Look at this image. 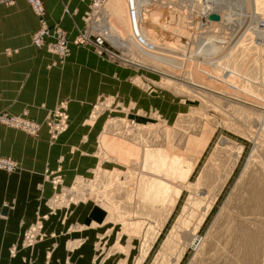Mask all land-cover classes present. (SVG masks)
Here are the masks:
<instances>
[{"label":"rangeland","instance_id":"374dc122","mask_svg":"<svg viewBox=\"0 0 264 264\" xmlns=\"http://www.w3.org/2000/svg\"><path fill=\"white\" fill-rule=\"evenodd\" d=\"M82 33L104 36L103 49ZM72 42L108 62L113 88L91 102L84 124L96 130L76 174L48 175L57 224L95 231L92 264H264V0H95ZM35 48L60 65L71 52ZM48 114L29 117L36 135L10 128L45 127L54 141L70 116L53 135ZM146 152L192 170L160 179ZM50 217L37 216L34 244Z\"/></svg>","mask_w":264,"mask_h":264},{"label":"crops","instance_id":"0c3cea01","mask_svg":"<svg viewBox=\"0 0 264 264\" xmlns=\"http://www.w3.org/2000/svg\"><path fill=\"white\" fill-rule=\"evenodd\" d=\"M94 2L43 0L48 23L68 33L71 52L60 65L55 55L32 46L30 35L38 20L26 1L0 0V112L27 110L28 117L42 121L64 99L70 116L69 130L54 141L45 127L32 137L0 123V156L18 163L13 173L0 170V264H44L50 250L53 264L67 259L92 264L96 257L91 245L95 231L59 226L58 213L52 215L49 207L55 187L51 172L62 166L68 175L76 174L79 164L75 156L87 153L85 146L96 130L84 124L91 102L113 88L108 62L89 46L72 42L89 25ZM39 215L51 216L43 229L47 236L31 247L24 246L22 234Z\"/></svg>","mask_w":264,"mask_h":264},{"label":"built area","instance_id":"2783aa9c","mask_svg":"<svg viewBox=\"0 0 264 264\" xmlns=\"http://www.w3.org/2000/svg\"><path fill=\"white\" fill-rule=\"evenodd\" d=\"M38 18V29L33 34V45L37 48L46 47L48 50H52L60 61H63L69 54V43L66 31L56 25H50L46 19L45 7L42 0H26ZM81 39L86 42L94 44L97 48L103 49L105 37L101 34H96L91 40L85 33H82ZM0 123L8 127L15 126L21 128L29 135H36L40 124L30 119L27 116V112L24 111L21 114H11L9 112L0 113ZM45 125L50 134L57 133L66 128L68 123V113L66 110V103L64 101L59 102L56 106L50 110V114L45 118ZM18 168V164L15 160L7 156H0V170L7 173H12ZM39 225L37 221L31 226V228L25 230L23 233V242L27 245H33L39 235H41V229H36L34 226ZM32 243V244H31Z\"/></svg>","mask_w":264,"mask_h":264},{"label":"bare ground","instance_id":"6f19581e","mask_svg":"<svg viewBox=\"0 0 264 264\" xmlns=\"http://www.w3.org/2000/svg\"><path fill=\"white\" fill-rule=\"evenodd\" d=\"M30 8H31V6H30ZM31 10L34 12V10L32 8H31ZM34 14L36 15L35 12H34ZM32 38H33V36H32ZM32 43H33V41H32ZM48 116H49V114L47 115V117ZM163 156L164 155H162V153H160V152H155V153L154 152H150V153L146 152L145 163H147L146 166L148 167V169L153 170V172L155 170H157L158 171L157 176L160 179H176V180H178V181L180 180L182 182L185 181L188 178V176L192 170L191 167L182 166L180 160L177 157L168 158L167 160H165L163 158ZM159 182H160V184L159 183L158 184L159 185L162 184L164 189L167 188L170 190V188H171V187H169L170 185H168L166 183L163 184V183H161V181H159ZM164 197L165 198L167 197L166 194H164Z\"/></svg>","mask_w":264,"mask_h":264},{"label":"water","instance_id":"95a60500","mask_svg":"<svg viewBox=\"0 0 264 264\" xmlns=\"http://www.w3.org/2000/svg\"><path fill=\"white\" fill-rule=\"evenodd\" d=\"M209 18H211V19H217V16L214 15V14H211V15L209 16ZM5 210H6V209H4V212H3V213H5Z\"/></svg>","mask_w":264,"mask_h":264}]
</instances>
